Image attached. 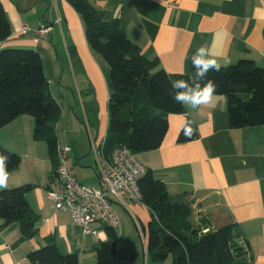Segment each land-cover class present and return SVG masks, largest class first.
I'll return each mask as SVG.
<instances>
[{
	"label": "crops",
	"instance_id": "0c3cea01",
	"mask_svg": "<svg viewBox=\"0 0 264 264\" xmlns=\"http://www.w3.org/2000/svg\"><path fill=\"white\" fill-rule=\"evenodd\" d=\"M87 1L105 21L118 23L144 59L158 61L153 72L162 69L172 75L188 74L190 57L201 45L221 53L222 64L249 60L257 67L264 66V0ZM0 2L11 27L10 37L0 49L36 51L48 82L75 85L78 100L75 92L70 95L74 110L80 109L87 122L91 153V144L96 145L107 134L109 86L106 64L88 46L79 14L66 0ZM23 25L51 28L38 40L32 31L20 35ZM166 119L168 129L159 147L136 155L137 160L165 184L172 204L190 205L193 226H199L202 219L210 230L236 224L239 238L251 253V264H264V124L232 128L222 95H217L213 105L196 110L184 106L181 114ZM189 120L196 127L197 138L179 143V132ZM33 128V119L21 116L0 130L2 146L12 152V148L21 149L32 163L31 174L19 169L9 173L7 189L33 185L26 200L37 216L36 234L28 240L17 223L2 228L0 221V264L9 260L11 264H30L27 255L44 246L49 237L63 254H76L79 264H96L95 249L107 239L104 227L92 225L96 235L85 233L68 213L55 210L48 193L59 187L50 175L53 168L48 154L43 159L32 151ZM70 147V164L71 160L87 166L84 168L92 164L96 188L94 155L89 161L84 152ZM39 161L48 164L47 178L39 172ZM111 208L119 220L114 229L116 264H171L168 258L153 262L146 251L151 212L142 202H131L125 208L112 199Z\"/></svg>",
	"mask_w": 264,
	"mask_h": 264
},
{
	"label": "trees",
	"instance_id": "16d2710c",
	"mask_svg": "<svg viewBox=\"0 0 264 264\" xmlns=\"http://www.w3.org/2000/svg\"><path fill=\"white\" fill-rule=\"evenodd\" d=\"M66 1L82 19L88 46L106 64L109 99L103 153L108 155L120 146L135 156L157 149L168 129L166 117L184 111V105L172 100L169 81L191 77V59L186 75L167 74L162 69L153 72L158 61L144 59L117 22L105 21L87 0ZM10 35L11 27L0 2V44ZM207 78L217 84V94L226 97L232 128L264 124V66L240 60L219 72H210ZM21 116L33 119V139L46 144L53 168L50 175L55 178L58 143L54 127L61 117V107L50 94L42 59L33 50L0 49V130ZM192 126L191 137L180 130L179 143L197 138L193 122ZM0 153L9 157V173L19 167L20 157L1 143ZM137 185L141 202L151 212L146 251L153 262L170 257L171 264H251L237 243L236 224L210 230L202 219L199 226H193L189 221L190 205L172 204L165 184L149 170ZM33 189V185L24 184L0 190L1 227L17 223L26 240L36 234L37 216L26 200ZM104 230L107 239L95 249L96 264H116V233L108 227ZM45 241L44 246L27 255L30 264H79L76 254H63L51 237Z\"/></svg>",
	"mask_w": 264,
	"mask_h": 264
},
{
	"label": "built area",
	"instance_id": "2783aa9c",
	"mask_svg": "<svg viewBox=\"0 0 264 264\" xmlns=\"http://www.w3.org/2000/svg\"><path fill=\"white\" fill-rule=\"evenodd\" d=\"M30 31L41 40L49 34L50 28L39 26L32 29L23 25L19 34L25 36ZM104 140L105 138L96 145L91 144V152L96 160V188L78 182L69 163L71 147L58 146L55 179L59 189L48 193L55 210L68 213L74 224L83 227L85 233L93 235H96V231L91 229L92 225L113 230L118 228L119 220L111 208L112 199L125 208L131 202H141L137 182L146 172L136 156L124 146L105 155L102 150ZM237 243L250 261L251 253L243 239L239 238Z\"/></svg>",
	"mask_w": 264,
	"mask_h": 264
},
{
	"label": "rangeland",
	"instance_id": "374dc122",
	"mask_svg": "<svg viewBox=\"0 0 264 264\" xmlns=\"http://www.w3.org/2000/svg\"><path fill=\"white\" fill-rule=\"evenodd\" d=\"M58 22V20H57ZM51 28L50 26H47ZM61 64L60 60H58ZM67 82L63 81L62 84L59 85L58 81H51L49 82V91L51 93L52 98L60 105L61 107V117L58 122L55 124V133L57 138V143L59 146H71L79 151L84 152V156L88 158L87 160L92 161L93 153L89 152V141H88V134L86 130L87 122L82 116L81 110H74L75 103L73 101V97L70 95L71 91L77 92L75 90V85L67 86ZM74 98H77L78 95ZM80 106L78 105V108ZM32 151L37 153L38 157L45 158L47 157V147L43 141H32ZM13 153H15L18 157H20L21 162L19 167L16 169L19 171L21 170L22 174H31V161L30 159H26L24 152L18 148H12ZM12 152V151H11ZM43 156V157H41ZM39 158V160H40ZM69 163H70V156H69ZM72 168H74L75 175L77 179L84 185L95 188V175L92 170V164L88 166V168H84L87 166H83V164H76L71 160ZM43 166V167H42ZM48 164L40 162L38 163L39 172L45 178L49 176ZM15 170V171H16ZM18 172V171H16ZM81 178V179H80ZM170 261V257H168L167 262Z\"/></svg>",
	"mask_w": 264,
	"mask_h": 264
},
{
	"label": "clouds",
	"instance_id": "9594fccd",
	"mask_svg": "<svg viewBox=\"0 0 264 264\" xmlns=\"http://www.w3.org/2000/svg\"><path fill=\"white\" fill-rule=\"evenodd\" d=\"M194 73L188 79L170 80L172 100L193 110L213 105L217 99V84L208 79L210 72H219L226 63L222 64L221 53L214 52L208 46L201 45L191 56ZM181 130L186 137H191L194 128L191 121H185ZM9 157L0 153V190L8 188L10 174L8 171ZM102 238H103V234ZM11 264V261H8Z\"/></svg>",
	"mask_w": 264,
	"mask_h": 264
},
{
	"label": "water",
	"instance_id": "95a60500",
	"mask_svg": "<svg viewBox=\"0 0 264 264\" xmlns=\"http://www.w3.org/2000/svg\"><path fill=\"white\" fill-rule=\"evenodd\" d=\"M71 54H73V52H71Z\"/></svg>",
	"mask_w": 264,
	"mask_h": 264
}]
</instances>
